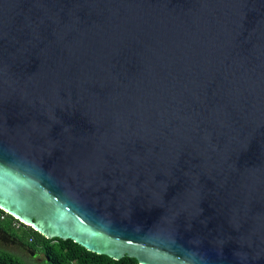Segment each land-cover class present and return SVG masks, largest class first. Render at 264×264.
<instances>
[{
    "label": "water",
    "instance_id": "95a60500",
    "mask_svg": "<svg viewBox=\"0 0 264 264\" xmlns=\"http://www.w3.org/2000/svg\"><path fill=\"white\" fill-rule=\"evenodd\" d=\"M0 209L115 259L264 264V0H0Z\"/></svg>",
    "mask_w": 264,
    "mask_h": 264
},
{
    "label": "trees",
    "instance_id": "16d2710c",
    "mask_svg": "<svg viewBox=\"0 0 264 264\" xmlns=\"http://www.w3.org/2000/svg\"><path fill=\"white\" fill-rule=\"evenodd\" d=\"M0 228L12 233L32 250L44 256L39 262L25 261L21 255L0 248V264H139L134 257L119 259L90 251L70 238H47L0 209Z\"/></svg>",
    "mask_w": 264,
    "mask_h": 264
},
{
    "label": "rangeland",
    "instance_id": "374dc122",
    "mask_svg": "<svg viewBox=\"0 0 264 264\" xmlns=\"http://www.w3.org/2000/svg\"><path fill=\"white\" fill-rule=\"evenodd\" d=\"M0 248H4L6 250H9L11 252L15 251L17 253H20L19 255H21V257L25 260V261H34V262H39L40 260H42L44 258L43 254L41 252H37L36 257H32L30 254V251H24L21 250L19 247L15 246L14 244H3L2 242H0Z\"/></svg>",
    "mask_w": 264,
    "mask_h": 264
},
{
    "label": "flooded vegetation",
    "instance_id": "af4514ba",
    "mask_svg": "<svg viewBox=\"0 0 264 264\" xmlns=\"http://www.w3.org/2000/svg\"><path fill=\"white\" fill-rule=\"evenodd\" d=\"M2 229V228H0ZM3 230V229H2ZM5 231V230H4ZM7 232V231H6ZM8 235H10L11 238H16V240H14V242L12 243L11 239L7 238V239H4V236H6L3 232L0 231V242H2L3 244H14L15 246L19 247L21 250H24L25 252L26 251H30V254H31V251L32 249H30L24 242L23 240L19 239L18 237H16L15 235H13L12 233L10 232H7ZM23 242V244L20 243ZM14 253H17L15 251H13ZM17 254H20V253H17ZM37 255V252L34 250V254H32L31 256L32 257H36Z\"/></svg>",
    "mask_w": 264,
    "mask_h": 264
}]
</instances>
